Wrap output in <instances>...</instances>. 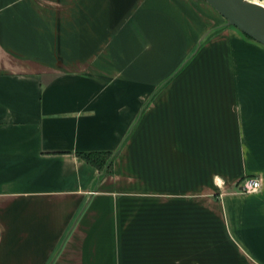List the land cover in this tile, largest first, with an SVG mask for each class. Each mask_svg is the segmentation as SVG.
Segmentation results:
<instances>
[{
  "label": "crops",
  "instance_id": "0c3cea01",
  "mask_svg": "<svg viewBox=\"0 0 264 264\" xmlns=\"http://www.w3.org/2000/svg\"><path fill=\"white\" fill-rule=\"evenodd\" d=\"M0 264H264V46L203 0H0Z\"/></svg>",
  "mask_w": 264,
  "mask_h": 264
},
{
  "label": "water",
  "instance_id": "95a60500",
  "mask_svg": "<svg viewBox=\"0 0 264 264\" xmlns=\"http://www.w3.org/2000/svg\"><path fill=\"white\" fill-rule=\"evenodd\" d=\"M242 34L264 46V9L244 0H203Z\"/></svg>",
  "mask_w": 264,
  "mask_h": 264
},
{
  "label": "trees",
  "instance_id": "16d2710c",
  "mask_svg": "<svg viewBox=\"0 0 264 264\" xmlns=\"http://www.w3.org/2000/svg\"><path fill=\"white\" fill-rule=\"evenodd\" d=\"M87 163L91 164L98 170L108 168L110 166L109 154L107 153H82L79 154Z\"/></svg>",
  "mask_w": 264,
  "mask_h": 264
},
{
  "label": "built area",
  "instance_id": "2783aa9c",
  "mask_svg": "<svg viewBox=\"0 0 264 264\" xmlns=\"http://www.w3.org/2000/svg\"><path fill=\"white\" fill-rule=\"evenodd\" d=\"M248 1L256 4H260L264 9V0H248ZM260 187H261L260 180L256 178H246L241 183L240 192L243 194H250L259 190Z\"/></svg>",
  "mask_w": 264,
  "mask_h": 264
},
{
  "label": "bare ground",
  "instance_id": "6f19581e",
  "mask_svg": "<svg viewBox=\"0 0 264 264\" xmlns=\"http://www.w3.org/2000/svg\"><path fill=\"white\" fill-rule=\"evenodd\" d=\"M244 1H246V2H248V3H250V4H253V5L259 6V7L262 8V6H261L260 4H256V3H253V2H249L248 0H244Z\"/></svg>",
  "mask_w": 264,
  "mask_h": 264
}]
</instances>
